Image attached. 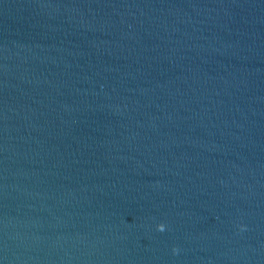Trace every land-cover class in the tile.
Masks as SVG:
<instances>
[{
  "label": "water",
  "instance_id": "water-1",
  "mask_svg": "<svg viewBox=\"0 0 264 264\" xmlns=\"http://www.w3.org/2000/svg\"><path fill=\"white\" fill-rule=\"evenodd\" d=\"M0 264H264V0H0Z\"/></svg>",
  "mask_w": 264,
  "mask_h": 264
},
{
  "label": "clouds",
  "instance_id": "clouds-1",
  "mask_svg": "<svg viewBox=\"0 0 264 264\" xmlns=\"http://www.w3.org/2000/svg\"><path fill=\"white\" fill-rule=\"evenodd\" d=\"M156 229H157V231H164L165 230V227H164V225H162V224H157L156 225ZM172 251H173V253L174 254H176L177 252H178V249H176L175 247L172 249Z\"/></svg>",
  "mask_w": 264,
  "mask_h": 264
}]
</instances>
